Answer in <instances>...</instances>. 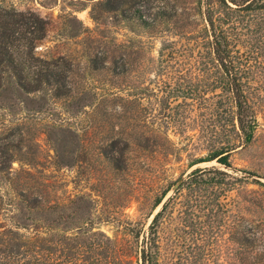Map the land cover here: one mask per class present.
<instances>
[{
  "label": "trees",
  "instance_id": "16d2710c",
  "mask_svg": "<svg viewBox=\"0 0 264 264\" xmlns=\"http://www.w3.org/2000/svg\"><path fill=\"white\" fill-rule=\"evenodd\" d=\"M113 14L152 37L178 38L162 42L157 88L133 86L132 66L104 50L83 68L41 55L53 22L0 1V264H162L160 229L172 221L182 225L180 241L226 228L238 264H264V206L255 204L247 221L229 205L252 175L233 177L231 154L254 140L264 108V0H99L90 11L97 27ZM58 30L71 39L90 32L74 14L60 17ZM191 127L208 155L174 194L180 179L156 196L147 228L117 212L103 217L88 195L64 198L57 181L23 166H38L44 135L57 169L76 168L88 181L87 172L104 167L126 183L128 207L149 161L174 151L169 130ZM213 162L219 167L203 166ZM101 223L131 239L109 237Z\"/></svg>",
  "mask_w": 264,
  "mask_h": 264
},
{
  "label": "rangeland",
  "instance_id": "374dc122",
  "mask_svg": "<svg viewBox=\"0 0 264 264\" xmlns=\"http://www.w3.org/2000/svg\"><path fill=\"white\" fill-rule=\"evenodd\" d=\"M0 1L23 11H34L53 22L55 29L49 34L45 44L38 48L41 55L64 56L83 68L88 54L98 50L107 51L109 57L125 60L132 66L133 73L129 81L135 87L144 84L157 88L159 80L155 71L162 42L178 40L173 34L152 37L137 27L132 29L119 21L114 14L106 17L105 25L97 27L91 19L90 11L93 4L99 0ZM68 14L76 15L89 27L90 32L74 39L61 36L58 30L60 17ZM122 96L126 98L127 94L124 93ZM147 101L145 98L143 101L145 105ZM155 107L158 109L159 105ZM259 122L260 126L254 140L234 151L230 157L232 166L239 170L236 173L229 170L233 177L240 179L243 176L240 171L253 175H248L249 179L246 181H239L229 196V205L234 207L233 212L240 214L247 221L256 219L253 212L255 204L264 206V108L260 111ZM168 135L174 151L167 157L156 155L149 161V165L141 171V180L138 181L140 185L138 200L132 201L128 207H124L128 193L126 183L110 180L109 172L104 167L96 165L93 173L87 172L88 181L85 177L79 178L76 168L57 169L54 165V152L44 135L37 138L38 166L31 167L26 164L23 166L34 173L41 172L50 182L57 181L61 185L60 193L64 198L88 195L96 201V212L103 217L117 212L120 218L140 226L145 225L147 228L153 218L150 215L156 196L189 174L192 171L190 165L194 161L208 155V145L195 128L180 131L170 129ZM212 165L219 167L216 162L203 166ZM14 167L19 168L20 163H15ZM222 169L224 170L223 167ZM229 224L232 225V222ZM98 227L111 238L131 239L117 224L101 223ZM180 227L182 225L179 221L162 224L160 229L162 264H238L235 258L236 246L230 240L228 229L215 231L206 226L198 235L184 234V240L180 241L176 234L181 232L177 230Z\"/></svg>",
  "mask_w": 264,
  "mask_h": 264
},
{
  "label": "water",
  "instance_id": "95a60500",
  "mask_svg": "<svg viewBox=\"0 0 264 264\" xmlns=\"http://www.w3.org/2000/svg\"><path fill=\"white\" fill-rule=\"evenodd\" d=\"M198 166H202V165H198ZM197 167V166H196ZM196 167H194V168H196ZM184 180H185V177H182L176 184H175V186L172 188V190H171V192H170V194L168 195V196H171L172 194H174L179 188H180V186L183 184V182H184ZM159 210H157V212H158ZM156 212V213H157Z\"/></svg>",
  "mask_w": 264,
  "mask_h": 264
}]
</instances>
